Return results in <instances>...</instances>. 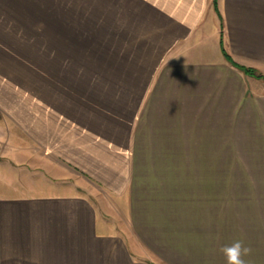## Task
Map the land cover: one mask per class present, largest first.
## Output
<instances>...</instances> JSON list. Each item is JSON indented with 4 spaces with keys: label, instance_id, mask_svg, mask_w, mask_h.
<instances>
[{
    "label": "crops",
    "instance_id": "1",
    "mask_svg": "<svg viewBox=\"0 0 264 264\" xmlns=\"http://www.w3.org/2000/svg\"><path fill=\"white\" fill-rule=\"evenodd\" d=\"M225 52L264 77V0H0V264H227L240 218L190 191L233 205L264 79Z\"/></svg>",
    "mask_w": 264,
    "mask_h": 264
},
{
    "label": "rangeland",
    "instance_id": "2",
    "mask_svg": "<svg viewBox=\"0 0 264 264\" xmlns=\"http://www.w3.org/2000/svg\"><path fill=\"white\" fill-rule=\"evenodd\" d=\"M20 64L21 66L26 65V63H20ZM42 65H43L42 62L36 63L38 69L42 67ZM27 72H28L27 70L25 71L23 69L22 70L20 69V73H27ZM36 73H40V72L37 71ZM250 137L251 135L246 134L245 132V134L243 135L244 142L242 148L240 146V153H242L241 156H243L241 159L245 163L244 164L245 166L244 165L242 166L248 169L247 170L249 172L248 176L246 177V175H242L240 173L241 172L240 171L241 168H239L240 165L236 164V162H233V165L237 169L236 170L237 175L235 177V182L232 184L233 185L232 188H229L227 190V193H231V195H233L232 206L228 207L230 202L229 204L227 203V201L221 202L223 199L222 197L224 196V192H225L224 190H217L216 193L218 196H214V194L211 191H204L205 194L204 202L206 203V205L204 206L199 205L200 191L198 190L190 191L196 193V212L194 211L196 215L195 218H199L200 216H202V214H204L206 215V217H214L215 220H219V218L221 217L220 215H223L221 204L226 206V212L228 213V215H231V218L232 217L236 219L240 218L238 220L239 224L235 223V225L233 224L231 225L230 223L228 229L239 231V233L235 232L234 235L237 236L236 240H240V238H242L243 240L241 241L244 242L245 246H254L256 245L257 242L255 237L252 236V231L255 230L254 226H252L253 224H255L254 223L255 207L252 201V191L250 189L252 188V185L255 187L264 186V147L262 143H259V147L254 146L255 141H252L251 139L255 138V136L253 135L251 138ZM229 160L231 159L228 158V165H230ZM210 197L213 199L211 200ZM212 201L213 204L211 203ZM261 201L262 203H264V200ZM193 208L194 206L191 207L192 210ZM201 210H204V212H202ZM237 214H239L240 217L237 216ZM241 223L244 225V228H241ZM192 224L195 225V229L198 228V226L204 230L209 229V222L207 221L205 222L197 221V222H192ZM241 230H243L244 232L242 233ZM241 234L242 237L240 236ZM199 239H201V243L203 244H205L206 240L208 241V238H206L205 236Z\"/></svg>",
    "mask_w": 264,
    "mask_h": 264
},
{
    "label": "clouds",
    "instance_id": "3",
    "mask_svg": "<svg viewBox=\"0 0 264 264\" xmlns=\"http://www.w3.org/2000/svg\"><path fill=\"white\" fill-rule=\"evenodd\" d=\"M221 252L225 256L227 264H248L243 257L250 255L252 249L245 246L243 241L236 240L231 245L222 247Z\"/></svg>",
    "mask_w": 264,
    "mask_h": 264
},
{
    "label": "trees",
    "instance_id": "4",
    "mask_svg": "<svg viewBox=\"0 0 264 264\" xmlns=\"http://www.w3.org/2000/svg\"><path fill=\"white\" fill-rule=\"evenodd\" d=\"M214 5L216 8H218V0H214ZM225 56L234 66L243 70L246 74H248L250 76H255L259 79H264V77L261 74L257 73L254 69L246 67V66H242V65L236 63L227 52H225Z\"/></svg>",
    "mask_w": 264,
    "mask_h": 264
}]
</instances>
